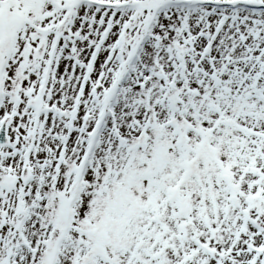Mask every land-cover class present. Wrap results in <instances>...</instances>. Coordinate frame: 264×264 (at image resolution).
<instances>
[{
    "label": "snow or ice",
    "instance_id": "obj_1",
    "mask_svg": "<svg viewBox=\"0 0 264 264\" xmlns=\"http://www.w3.org/2000/svg\"><path fill=\"white\" fill-rule=\"evenodd\" d=\"M0 264H264V0H0Z\"/></svg>",
    "mask_w": 264,
    "mask_h": 264
}]
</instances>
